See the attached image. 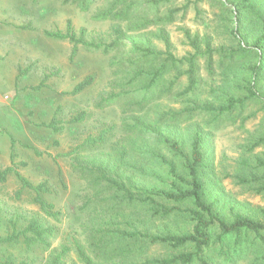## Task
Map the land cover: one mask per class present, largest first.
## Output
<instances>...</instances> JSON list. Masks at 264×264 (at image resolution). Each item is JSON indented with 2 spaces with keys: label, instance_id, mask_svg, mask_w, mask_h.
<instances>
[{
  "label": "rangeland",
  "instance_id": "1",
  "mask_svg": "<svg viewBox=\"0 0 264 264\" xmlns=\"http://www.w3.org/2000/svg\"><path fill=\"white\" fill-rule=\"evenodd\" d=\"M111 1L94 0L87 10H83L75 0H0V172L10 168L4 181H0V238L10 235L13 228L22 232L32 220L42 228L52 230L45 238V244L28 246L22 236L13 243L0 244L1 261L49 264L50 259L60 253L61 247L66 246L72 251L61 264H81L76 247L85 251L95 264H111L107 262L106 254L111 250L126 251L132 243L111 241L110 233L120 229L131 232V224L136 226L145 220V211L139 204L126 206L124 203L114 208L109 201L112 190L97 179V166L106 168L109 177L125 181L131 178L139 188L151 186L152 172L165 174L162 167L149 160V152L156 150L178 166L180 164L177 157L161 147L154 131L145 134V138L139 134L141 123L154 125L163 112L181 108L179 103L164 93H159V97L149 103H139L143 91L134 88L132 91L125 88L122 94L118 87L121 78L115 74L114 66L111 67L120 59L118 51L104 54L102 50L94 51L78 44L71 58L73 45L69 41L45 35V32H65L67 22H70L76 37L83 41L109 44L114 22H127L126 19L102 20L97 17ZM194 2L171 0L159 8L161 12L166 8L182 10L175 15L174 23L166 27L176 59L188 57L193 52L184 37L185 30L191 35L197 33L199 38L204 35L212 38L213 73L208 74L205 57H198L200 81L195 93L199 101L217 104L221 98L218 82L222 76L226 84L232 76L241 77L238 70L242 63L247 67L257 61L254 49L251 54L239 57L237 40L233 42L231 34L239 30L244 46L250 48L253 39L259 35L258 16L264 12V0L257 1L256 17L250 22L239 18L236 0H201L195 5ZM195 8L200 11L198 14ZM153 30L154 27L149 25L142 33L146 35ZM120 44H129V39L121 40ZM156 45L162 50L160 43L156 42ZM200 46L203 50V44ZM231 51L236 52L232 61L237 62L233 66L234 73H226ZM221 60L225 67L220 66ZM87 76L93 77L92 84L71 95L73 88ZM171 76L168 75V80ZM183 86L184 82L175 92ZM159 89L165 92L162 87ZM128 91L131 92L125 95ZM80 113L85 114V119L81 123H70ZM213 118L196 113L193 119L209 136L205 155L212 176L208 180L207 202L215 200V213L227 222L236 214L264 222L260 213L264 210V194L255 192L256 185L237 180L238 176L247 177L250 170L259 166L258 160L264 163V142L249 149L254 141L264 138V103L250 99L242 109ZM52 120L58 131L50 127ZM210 120V124L203 126ZM178 128L176 133L162 131L175 140H186L187 149L191 125L180 118ZM99 136H102L100 142L86 143ZM259 168L256 171L264 167ZM145 171L150 176L146 177ZM15 172L33 186L44 185L47 191L40 197L52 205L55 216L40 210L34 202L35 193L21 187ZM179 208L193 209L190 204ZM116 213L119 216H115ZM185 216L176 215L155 222L151 233H187L191 231L192 223ZM227 242L230 245L225 247L230 259L228 263L224 255L215 250L207 255L218 264H264V231L257 235L244 231L238 243H234V236ZM145 244L140 241L137 247L145 249ZM169 252L164 246L154 245L146 253L131 255L130 260L142 264L147 259L167 258ZM114 261L129 263L123 255Z\"/></svg>",
  "mask_w": 264,
  "mask_h": 264
},
{
  "label": "trees",
  "instance_id": "2",
  "mask_svg": "<svg viewBox=\"0 0 264 264\" xmlns=\"http://www.w3.org/2000/svg\"><path fill=\"white\" fill-rule=\"evenodd\" d=\"M77 5L83 10H87L91 2L94 0H75ZM171 0H112L106 10L99 13L97 17L102 20L116 19L127 20V22H114L111 26L112 40L109 44H102L101 42H85L81 37H76L70 22H67L65 32H45L47 37L60 41H69L72 47L71 58L76 53L78 44L100 51L104 54L109 51H118L119 60L114 61L115 74L119 75L121 81L118 87L124 94L125 88H134V90L143 91V98L139 103H149L159 97V93H164L174 99L175 103H179L181 108L168 109L158 116L157 122L152 125L155 128L151 129V124L141 123L139 134L144 136L153 131L158 137L159 143L174 157L179 160L178 164L163 155H160L156 150L149 152L151 158L149 159L154 164L162 167L165 172L164 176L157 174L155 171L151 173L153 182L151 186L137 187L131 181L116 179L109 177L106 168L97 166V179L105 182L108 189L112 190V195L109 201L112 202L114 208H119L122 204L136 205L145 211V220L140 221L139 224H131V232L126 229L116 230L111 232L109 239L117 242L126 241L132 243L128 250H121L120 252L111 250L108 252L107 262L111 264H121L115 262L116 257L125 258L129 263L123 264H140L131 259V255H141L146 253L150 246L158 245L166 247L170 252L167 258L151 259L141 262L142 264H218L215 259L207 255V252L215 250L219 255H224L225 261H230L227 257L225 247L230 245L227 240L230 236H234V243H238L243 232H251L259 234L264 231V222H259L252 217L242 216L236 214L232 221L219 217L213 205L215 200L207 202L208 180L212 176L208 169V159L205 155L206 141L208 140V133L202 130L199 123L193 121L195 114L213 116L217 119L223 114H230L237 109H242L245 103L250 99L261 100L264 103V12L258 16L259 20V35L253 39L250 48H246L243 44L244 38L240 36L239 30H235L232 36V41L237 40L238 50L241 55L252 53V49L257 51V61L245 67L242 63L238 72L242 74L239 76H232V80H227L226 84L219 80V91L221 98L219 102L214 104L212 102L199 101L197 93H195L198 83L200 81V68L197 64L198 57H205V68L208 74L213 73V53L212 38L209 36H202L199 38L197 33L191 35L189 31H184V37L188 41L189 48L193 51L188 54V57L176 59L172 53V45L169 39V34L166 27L173 24L175 15L182 11L181 8H166L164 12L160 11L162 5H166ZM201 0H195L199 2ZM215 1V0H212ZM236 7L238 9V16L244 22H250L256 17L255 12L259 7V0H236ZM258 1V2H257ZM194 2V5H195ZM258 3V5H257ZM187 8V6H185ZM113 10H117L111 14ZM185 10V9H183ZM198 14V8L194 9ZM153 13L154 15H151ZM238 18V19H239ZM125 20V21H126ZM154 27L152 32L143 34L142 30L146 26ZM83 31V30H82ZM80 31V36H82ZM130 33V36L128 35ZM232 33V31H231ZM238 33V35H237ZM129 39V44H120L123 39ZM156 42L162 45V50H158ZM201 44L204 48L201 50ZM236 52H229V62L225 67V63L221 60L220 66L225 67V71L233 72V66L237 61H232ZM159 60H162L161 63ZM171 73V74H170ZM226 73L223 75L225 76ZM234 73V72H233ZM168 75H172L168 80ZM246 77L248 78L246 80ZM93 82V77L87 76L79 82L73 90L71 95L81 92L83 89L90 86ZM184 82L183 88L179 89ZM40 85L39 87H41ZM162 87L165 92L159 88ZM224 87V88H223ZM131 91L125 92L128 95ZM127 93V94H126ZM157 93V96H156ZM239 93V94H238ZM120 95V94H117ZM240 95V96H237ZM221 99V100H220ZM180 118L188 125H191L189 131L187 149L186 140H175L172 136H166L162 129L170 132H177ZM85 119V114L80 113L70 123H81ZM211 123V120L206 122L203 126ZM50 127L54 131L59 129L55 127V121L52 120ZM137 128L138 126H134ZM188 129V128H187ZM165 135H163V134ZM145 138V136H144ZM102 136L96 139L88 140L86 143L95 144L100 142ZM145 140V139H143ZM142 140V141H143ZM264 142V138L256 140L252 143L250 150L258 147ZM259 166L250 170L247 177H237L240 183L246 185H256L255 192L258 195L264 194V163L258 160ZM10 171V168L0 172V181H4L5 176ZM146 177L150 176L146 171ZM260 173V174H258ZM23 189H29L35 193L34 202L39 206L40 210L47 215L55 216L52 212V205L47 204L41 197V193H46L43 184L33 186L19 173L15 172ZM115 175H118L115 173ZM128 183V185H127ZM137 193V194H135ZM190 204L193 209H181L179 206ZM168 205H172L171 208ZM264 221V210L260 211ZM186 215L192 223L191 231L179 235L164 234L154 235L151 233V227L155 222L166 221L172 216ZM115 216H119L116 213ZM28 225L22 232H17L13 228L10 235L5 238H0V244L13 243L20 236L26 245L31 244H45V238L51 234L50 228H42L35 220L27 223ZM108 231V230H106ZM28 233V234H27ZM107 234V232H106ZM104 240V238H100ZM144 241L146 248L137 247V243ZM106 245L103 246L105 248ZM72 251L71 248L62 246L60 253L50 259L49 264H61L63 258ZM125 251V254H124ZM77 259L81 264H95L88 257V255L80 247L75 248ZM120 253V254H119ZM0 264H11L8 261H1Z\"/></svg>",
  "mask_w": 264,
  "mask_h": 264
}]
</instances>
